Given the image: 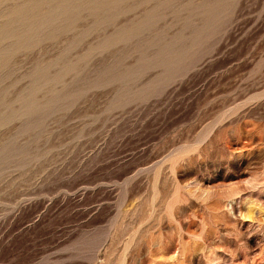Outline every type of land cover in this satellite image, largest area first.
<instances>
[{
    "label": "rangeland",
    "instance_id": "374dc122",
    "mask_svg": "<svg viewBox=\"0 0 264 264\" xmlns=\"http://www.w3.org/2000/svg\"><path fill=\"white\" fill-rule=\"evenodd\" d=\"M0 264H264V0H0Z\"/></svg>",
    "mask_w": 264,
    "mask_h": 264
},
{
    "label": "clouds",
    "instance_id": "9594fccd",
    "mask_svg": "<svg viewBox=\"0 0 264 264\" xmlns=\"http://www.w3.org/2000/svg\"><path fill=\"white\" fill-rule=\"evenodd\" d=\"M252 217L251 216H245V219H251Z\"/></svg>",
    "mask_w": 264,
    "mask_h": 264
}]
</instances>
